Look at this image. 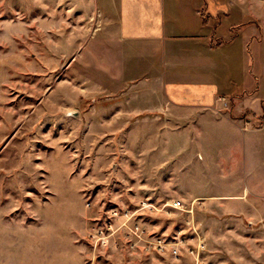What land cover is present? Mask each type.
Returning a JSON list of instances; mask_svg holds the SVG:
<instances>
[{"label":"rangeland","instance_id":"obj_1","mask_svg":"<svg viewBox=\"0 0 264 264\" xmlns=\"http://www.w3.org/2000/svg\"><path fill=\"white\" fill-rule=\"evenodd\" d=\"M217 1L239 7L234 15L250 19L247 31L255 40L247 80L252 93H260L244 103L260 113L264 0ZM109 3L0 0V264H195L186 251L176 259L131 248L123 230L96 247L90 241V232L106 221L116 227L125 222L112 218L114 211L134 213L144 202L159 209L170 200L195 204L199 237L186 223L189 216L175 210L140 211L128 224L153 237L202 241V264H264V190L261 197L253 188L246 192L254 179L246 168L257 164L256 176L264 178V136L258 161L239 154L236 169L229 141L218 137L210 141L209 156L194 154L188 165L179 152L166 159L170 140L164 132L154 134L163 126L148 123L147 98L130 90L146 60H122V46L100 27ZM90 17V23L78 21ZM242 89L240 82L230 87L234 95ZM171 142L175 147L181 140ZM171 169L178 185L195 193L243 196L233 203L250 202L261 219L180 199L170 184Z\"/></svg>","mask_w":264,"mask_h":264},{"label":"crops","instance_id":"obj_2","mask_svg":"<svg viewBox=\"0 0 264 264\" xmlns=\"http://www.w3.org/2000/svg\"><path fill=\"white\" fill-rule=\"evenodd\" d=\"M178 1L111 0L102 14L100 27L106 29L105 34L111 40L122 46L118 53L120 58L146 60L141 68H137L141 71L139 76L143 74L141 79L135 81L130 90L141 92L139 99L142 101L147 98L148 123L163 126L161 133L154 134L164 132L166 142L170 140L164 148L166 159L179 152L186 154L188 165L194 154L198 158H203L204 154L209 156L212 151L210 141L218 137L229 141L226 150L234 163L233 168L238 167L239 154L243 157L254 155L258 161L264 136V98L260 97V113L244 103L260 93H252L247 80L252 67L249 47L255 40L247 31L252 27L250 19L246 21V16L234 15L241 12L239 7L217 0L176 3ZM230 17L235 20L223 29L222 24ZM91 20L92 17L89 21L78 19L86 24ZM259 33L258 43L264 45L263 24ZM134 66L133 63L130 68ZM239 82L243 89L234 95L230 87ZM247 111L251 114L245 115ZM179 139L181 143L174 147L171 140ZM218 153L221 154V150L218 149ZM256 168L257 164L252 170L246 168L247 178L252 179L254 175L246 192L253 188L261 197L264 178H257ZM170 173V184L177 189L175 192L180 199L201 201L205 207L221 206L224 214L231 216L261 219L262 214L250 202L240 203L243 196H203L191 191L188 185L179 186L172 169ZM232 183L235 185L236 182ZM236 199L239 204L233 203Z\"/></svg>","mask_w":264,"mask_h":264},{"label":"built area","instance_id":"obj_3","mask_svg":"<svg viewBox=\"0 0 264 264\" xmlns=\"http://www.w3.org/2000/svg\"><path fill=\"white\" fill-rule=\"evenodd\" d=\"M194 205V203L187 205L180 200H170L162 204L159 209L154 207L152 204L144 202L140 205V208L137 209V212L134 213L125 212L124 214L118 215V212L114 211L112 214V218H118L123 216L124 219H126L125 222L116 227L115 225L109 223V221H106L105 224L93 229L90 232V241L93 244V247H96L98 244L112 237L118 231L123 230L124 232H126L125 237L130 238L132 242H134L131 248L136 249L137 247H140V249L147 253H156L160 255L167 254L176 259H179L181 257L183 251H186V253L194 259L195 264H202L200 260L201 253L205 250V246L203 245L202 241H194L192 245H189L187 241L184 240L182 237H175L173 241H171V239L162 238L158 236L153 237L151 235H148V232L139 224H128L131 219L137 217L135 215L136 213H140V211L149 210L156 211L157 213H162L167 212L168 210H175L180 211L189 216L190 219L186 223L192 226L193 234L199 237V235L197 234L196 227L194 225ZM133 216L135 217L133 218ZM176 234V236H181L179 232Z\"/></svg>","mask_w":264,"mask_h":264}]
</instances>
